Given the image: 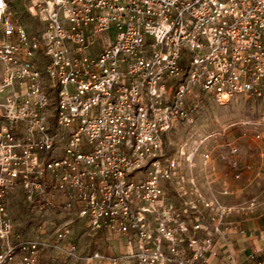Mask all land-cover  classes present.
I'll use <instances>...</instances> for the list:
<instances>
[{"label": "built area", "instance_id": "1", "mask_svg": "<svg viewBox=\"0 0 264 264\" xmlns=\"http://www.w3.org/2000/svg\"><path fill=\"white\" fill-rule=\"evenodd\" d=\"M8 8L0 0V264L85 258L71 222L55 240L24 235L8 206L18 188L41 211L75 213L137 264H213L220 240L246 236L166 141L193 121L199 94L222 105L261 94L264 0H34L46 22L37 34ZM247 260L264 264L258 250ZM220 264L242 263L229 250Z\"/></svg>", "mask_w": 264, "mask_h": 264}, {"label": "rangeland", "instance_id": "2", "mask_svg": "<svg viewBox=\"0 0 264 264\" xmlns=\"http://www.w3.org/2000/svg\"><path fill=\"white\" fill-rule=\"evenodd\" d=\"M33 4L34 0H9L8 10L17 24L37 34L43 32L46 22L45 15L34 10ZM39 59L41 64L46 63L43 54ZM197 101L193 121L182 123L168 135L167 155L179 158L183 173L195 178L196 188L203 195H216L231 206L234 220L245 227L259 219L264 224V87L261 94L238 95L226 105L204 94H199ZM228 143L239 147L240 152L230 156ZM206 152L212 154L208 162ZM232 159L246 168L240 177L231 170ZM8 206L28 237L55 240V229L71 222L73 239L85 257L73 264H137L126 258V247L108 239L107 234L90 235L75 213L35 208L26 200L23 188L9 198ZM43 229L45 235L41 234ZM95 253L100 257L94 258Z\"/></svg>", "mask_w": 264, "mask_h": 264}, {"label": "crops", "instance_id": "3", "mask_svg": "<svg viewBox=\"0 0 264 264\" xmlns=\"http://www.w3.org/2000/svg\"><path fill=\"white\" fill-rule=\"evenodd\" d=\"M263 225L264 224L262 223V221H260V219L256 222L253 221L247 225L249 229L246 227L248 229L246 236L231 232L229 233L227 240H220L218 246V255L215 257H211V261L213 262V264H220L224 262L226 253L229 250L239 255L242 264H250L247 260V256L250 255L254 250L260 251L262 257L264 258Z\"/></svg>", "mask_w": 264, "mask_h": 264}]
</instances>
